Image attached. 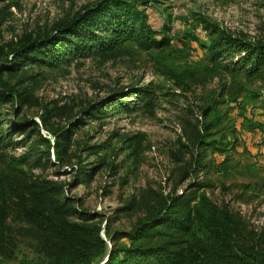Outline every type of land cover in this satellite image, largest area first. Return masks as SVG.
I'll list each match as a JSON object with an SVG mask.
<instances>
[{"label":"rangeland","instance_id":"1","mask_svg":"<svg viewBox=\"0 0 264 264\" xmlns=\"http://www.w3.org/2000/svg\"><path fill=\"white\" fill-rule=\"evenodd\" d=\"M98 1L0 0V63L8 62L10 49L26 38L51 34ZM127 1L168 37V45L145 50L130 41L112 53L95 51L65 57L54 66L23 67L30 76L22 84L28 100L0 109V170L19 166L29 178L61 184L62 194L72 198L78 213L94 214L90 222L100 227L107 250L110 237L131 230L150 203L180 194L196 175L203 178L199 172L181 179L184 164L175 153L179 140L184 141L181 124L186 119L199 124L203 99L225 83L226 94L216 108L227 142L207 152L216 164L222 163V170L209 174L211 186L201 191L264 233V84L237 78L230 95L234 83L227 74L209 76L204 70L211 25L250 41L264 37V0ZM182 71L194 77L178 85L175 76ZM3 77L11 83L17 80L7 73ZM119 91L143 92L144 97L126 93L119 99L129 108L107 110L99 119L81 114L90 104ZM80 116L83 123L72 130L68 155L57 162L53 148L47 149L42 138L53 144L52 131ZM22 120H27L28 128L12 129ZM99 156L104 162L94 177L86 184L74 183L77 158L98 163ZM130 203V211L122 210ZM7 223L10 231L0 264H49L37 253V232L31 225L12 218ZM128 242L122 237L116 244Z\"/></svg>","mask_w":264,"mask_h":264},{"label":"trees","instance_id":"2","mask_svg":"<svg viewBox=\"0 0 264 264\" xmlns=\"http://www.w3.org/2000/svg\"><path fill=\"white\" fill-rule=\"evenodd\" d=\"M209 37V63L204 70L209 76L227 74L234 83L228 94H233L237 78L264 84V37L250 41L216 25L209 28ZM130 41L145 50L160 49L169 43L168 37L155 30L143 12L127 0H99L51 34L26 38L10 49L8 62L0 63V109L7 103L17 106L28 100L29 92L22 84L30 76L23 67L54 66L65 57L85 56L95 51L112 53ZM4 73L15 77L16 82L4 79ZM187 77L193 78L194 73L182 71L175 76V81L180 85ZM226 89L227 84L223 83L219 92H211L203 99L199 124L189 119L181 124L184 141L179 140L175 152L178 161L184 164L181 179L199 172L203 178L198 179L196 175L180 194L150 203L144 218L131 230L115 232L110 237L107 250L100 227L90 222L94 214L78 213L72 198L62 194L61 184L29 178L19 166L0 170V254L5 251L10 231L7 222L12 218L36 230L37 253L49 264H91L97 257H102L99 264H264V233L250 228L245 220L218 206L201 191L211 186L207 176L222 170V163L216 164L207 152L210 147L219 148L227 142L222 116L216 108L223 102L219 99L226 94ZM126 93L144 97L143 92L119 91L115 96L90 104L81 114L99 119L107 110L127 109L128 103L119 99ZM41 121L46 125L44 118ZM26 122L22 120L12 129L25 130ZM32 123L37 125L34 120ZM81 123V116L76 117L67 126L52 131L53 144L48 138H42L47 149L53 148L57 162L63 161L62 155H68L72 130ZM214 134L219 136L214 138ZM91 153L97 155L98 150ZM77 160L73 182L82 184L88 183L104 162L101 156L98 163H84L80 157ZM132 205L122 210L130 211ZM122 237L129 242L117 245L116 241Z\"/></svg>","mask_w":264,"mask_h":264},{"label":"water","instance_id":"3","mask_svg":"<svg viewBox=\"0 0 264 264\" xmlns=\"http://www.w3.org/2000/svg\"><path fill=\"white\" fill-rule=\"evenodd\" d=\"M104 261H105V260H104ZM102 263H103V262H102ZM102 263H101V264H102Z\"/></svg>","mask_w":264,"mask_h":264}]
</instances>
